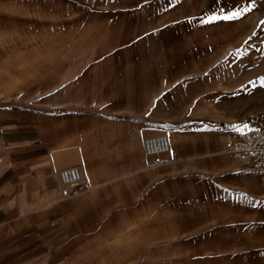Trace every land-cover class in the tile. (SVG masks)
Returning a JSON list of instances; mask_svg holds the SVG:
<instances>
[{
    "label": "crops",
    "instance_id": "crops-1",
    "mask_svg": "<svg viewBox=\"0 0 264 264\" xmlns=\"http://www.w3.org/2000/svg\"><path fill=\"white\" fill-rule=\"evenodd\" d=\"M5 1L0 17L13 18L14 0ZM215 6L219 0H89V30L102 34V45L89 47V164L72 166L96 188L71 200L62 197L60 171L76 158L63 154L52 124L65 109H53L50 98L59 96L45 94L85 75L54 78L55 61L46 68L35 56V29L29 37L23 26L21 42L0 37V57L16 60L12 71L0 67V264L253 262L264 246V172L230 156L239 127H209L204 98L188 82L205 71L202 61L188 63L204 14L206 39L221 38L210 23ZM48 71L55 74L38 92L42 100L12 99L26 81L42 89ZM160 133L170 138V161L147 170L144 140Z\"/></svg>",
    "mask_w": 264,
    "mask_h": 264
},
{
    "label": "rangeland",
    "instance_id": "rangeland-1",
    "mask_svg": "<svg viewBox=\"0 0 264 264\" xmlns=\"http://www.w3.org/2000/svg\"><path fill=\"white\" fill-rule=\"evenodd\" d=\"M5 3L3 0L0 4ZM12 7L15 13L13 18L0 17L3 20L0 26L2 39L6 36L8 39L18 38L21 42L23 26L27 27L25 33L29 37L35 29L39 33L38 42L33 44L35 56L38 60L45 61L46 68L53 63L48 64V58L55 61L60 73L54 78L77 81L85 75V80L80 84L69 82L73 84V88L65 87L56 93L47 92L45 95L59 96L56 99L50 98L51 103L56 102V106L52 108L59 109L58 105H62L65 109L56 113L59 119L52 124L56 125L55 138L62 145L63 154L76 158L75 163L67 166L78 165L84 162L83 158L89 164V47L92 44L95 47L102 45V40L99 39L102 34H92L89 30V0H14ZM0 8L4 10V7ZM246 8L250 10L244 12ZM210 11H214L210 16L213 20L210 23L217 25L221 38L214 41L206 39L209 25L206 24L207 15L204 14V21H201L197 31L194 30L200 39V48L192 51L190 59L188 58L191 65L202 61L205 66V71L191 73L188 78V82L196 84L194 87L198 88L204 98L202 107L207 117L205 122L209 127L221 129L236 125L239 131L247 127L264 126V0H254V3L252 0H219V7L215 6ZM71 12H77V21L67 22ZM186 12L191 21L195 17V10L188 9ZM234 12H241L240 18H221ZM23 13L26 14L22 15ZM22 17L24 19H20ZM45 17L47 23H44ZM29 44L26 42L25 46L28 47ZM12 49L17 50L16 47ZM49 52L51 57H48ZM1 58L0 67L12 71L16 60L9 63ZM179 59L186 64L185 58ZM36 63L37 61L33 64ZM48 72L42 89L35 90L33 81H26L21 91L13 90L12 99L26 98L31 102L42 100L43 94L38 92H46L52 86L55 74ZM34 75L35 73L32 76ZM45 107L50 106L47 104ZM69 107L77 108L78 112H70ZM261 237L263 239L260 243L264 245V233ZM252 261L241 259L235 264H264V246Z\"/></svg>",
    "mask_w": 264,
    "mask_h": 264
},
{
    "label": "built area",
    "instance_id": "built-area-1",
    "mask_svg": "<svg viewBox=\"0 0 264 264\" xmlns=\"http://www.w3.org/2000/svg\"><path fill=\"white\" fill-rule=\"evenodd\" d=\"M227 150L232 158L246 168L264 172V126L247 127L238 131L228 142ZM146 169L155 170L169 163L171 141L167 134L160 133L144 140ZM1 166V161H0ZM61 194L64 200L80 197L95 190L80 168L70 166L60 171Z\"/></svg>",
    "mask_w": 264,
    "mask_h": 264
},
{
    "label": "snow or ice",
    "instance_id": "snow-or-ice-1",
    "mask_svg": "<svg viewBox=\"0 0 264 264\" xmlns=\"http://www.w3.org/2000/svg\"><path fill=\"white\" fill-rule=\"evenodd\" d=\"M252 2L254 3V0H252ZM248 10H250V9H244L243 11L244 12H246V11H248ZM240 16H241V12H234V13H230L229 15H227V16H223V17H221L222 19H225V20H232V19H238V18H240ZM213 19H216V17H213Z\"/></svg>",
    "mask_w": 264,
    "mask_h": 264
}]
</instances>
